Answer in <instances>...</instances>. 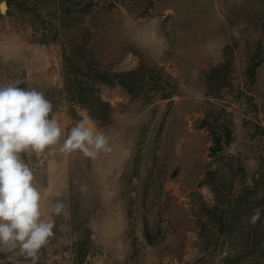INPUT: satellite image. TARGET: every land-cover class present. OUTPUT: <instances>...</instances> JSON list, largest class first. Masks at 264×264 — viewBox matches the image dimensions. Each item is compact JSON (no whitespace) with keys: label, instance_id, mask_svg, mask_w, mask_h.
Returning a JSON list of instances; mask_svg holds the SVG:
<instances>
[{"label":"rangeland","instance_id":"1","mask_svg":"<svg viewBox=\"0 0 264 264\" xmlns=\"http://www.w3.org/2000/svg\"><path fill=\"white\" fill-rule=\"evenodd\" d=\"M72 1L80 5L89 0ZM93 1L100 5L103 0ZM110 1L95 24L87 18L84 26L94 31L89 44L102 65L116 72L140 63L157 64L178 80V87L172 98L146 103L132 98L120 85L98 84L102 98L114 107L112 122L104 127L86 108L67 98L61 43L42 42L39 32L15 19L0 20V85L44 92L64 131L61 143L77 122L91 118L112 148L94 160L79 152L60 153L59 145L26 158L41 192L42 219L56 224L39 264L216 263L217 257L204 256L199 249L193 228L184 229V247L175 252L156 255L144 250V221L153 234L159 229L168 233L174 227V213H181L179 208L191 211L193 191H201L213 202L210 189L198 185L210 163L209 133L198 127L208 108H224L228 114L236 136L231 151L249 143L245 120L264 125V58L254 82L246 75L248 51L264 33L260 26L264 0H158L145 17L121 0ZM227 57L231 82L220 97L208 98L205 75ZM248 166L252 172L258 168L256 162ZM73 180L86 184L87 193L81 194ZM122 184H130V190L123 193ZM90 197L98 208L87 214L84 205ZM57 199L66 204L59 217L51 213ZM127 206L132 207L135 221L137 250L131 253ZM91 226L92 240L86 243L84 231ZM0 264L12 261L0 252Z\"/></svg>","mask_w":264,"mask_h":264},{"label":"trees","instance_id":"2","mask_svg":"<svg viewBox=\"0 0 264 264\" xmlns=\"http://www.w3.org/2000/svg\"><path fill=\"white\" fill-rule=\"evenodd\" d=\"M6 1L9 7L6 13L0 11V20L15 19L20 26L31 27L39 32L42 42L61 43L66 96L71 102L86 108L100 126L112 122L114 111L113 105L100 95L97 88L100 83L120 85L132 98L142 99L146 103L156 98L170 99L177 91L178 80H173L171 74L157 64L140 63L134 68L116 72L102 65L89 44L94 31L89 32L84 26L87 18L95 24L101 9L110 7V0H103L100 5L93 0L80 5L72 0ZM121 1L145 17L152 14L158 0ZM260 26L264 32V20ZM72 28L73 32L70 31ZM226 51L230 52L228 49ZM263 58L264 33L247 54L246 75L250 82L255 81ZM230 68L231 58L227 57L207 71L208 98L220 97L223 89L230 84ZM198 127L208 131L211 141L208 147L210 163L198 185L210 189L213 202H208L201 191H193L191 211L182 212L178 207L181 213H174V227L168 233L159 229L157 234H153L146 219L142 248L156 255L175 252L178 250L176 248L184 247V229L193 228L198 234V247L204 256L218 258L216 263L209 264H264V125L254 119L245 120V135L249 143L236 151L230 150V146L236 142V136L224 108H208L199 119ZM255 162L258 168L252 172L248 165ZM129 187L130 184H122L120 190L126 193ZM87 202L84 213L96 211L98 205L93 204V198H88ZM257 208L261 210L260 218L251 223L249 218ZM127 209L131 253L137 250L133 239L135 221L132 207L127 206ZM92 226L84 231L86 243L92 240Z\"/></svg>","mask_w":264,"mask_h":264},{"label":"clouds","instance_id":"3","mask_svg":"<svg viewBox=\"0 0 264 264\" xmlns=\"http://www.w3.org/2000/svg\"><path fill=\"white\" fill-rule=\"evenodd\" d=\"M63 135L54 105L44 92L35 87L0 85V252L12 264H21L19 258L39 264L41 250L55 236V221L42 219L41 192L26 158L40 156L56 145L60 153L79 152L92 160L112 151L109 138L91 118L77 122L61 143ZM72 183L81 194L88 191L79 180ZM65 208L64 201L57 199L51 213L59 217ZM260 214L261 210L255 209L250 222L258 221Z\"/></svg>","mask_w":264,"mask_h":264},{"label":"water","instance_id":"4","mask_svg":"<svg viewBox=\"0 0 264 264\" xmlns=\"http://www.w3.org/2000/svg\"><path fill=\"white\" fill-rule=\"evenodd\" d=\"M7 2L6 1H3L1 2L0 4V10L3 12V13H6V10H7Z\"/></svg>","mask_w":264,"mask_h":264}]
</instances>
